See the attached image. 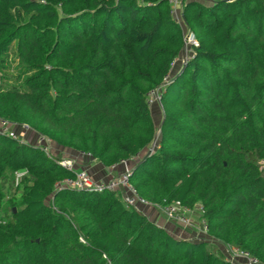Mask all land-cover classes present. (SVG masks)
Instances as JSON below:
<instances>
[{
    "label": "trees",
    "instance_id": "1",
    "mask_svg": "<svg viewBox=\"0 0 264 264\" xmlns=\"http://www.w3.org/2000/svg\"><path fill=\"white\" fill-rule=\"evenodd\" d=\"M183 18L197 46L171 77L184 38L169 0H0V121L105 167L127 160L141 198L200 205L214 242L264 264V0H189ZM60 159L0 133V180L32 179L0 219V264H233L117 192L58 189L75 175Z\"/></svg>",
    "mask_w": 264,
    "mask_h": 264
},
{
    "label": "rangeland",
    "instance_id": "2",
    "mask_svg": "<svg viewBox=\"0 0 264 264\" xmlns=\"http://www.w3.org/2000/svg\"><path fill=\"white\" fill-rule=\"evenodd\" d=\"M169 1H170V5L172 7V17L175 20V22L180 26L182 34H183V38H184V46H183L182 54L178 58L177 63H175L173 65V69H172V72L170 74L171 77H173L178 72V70L181 68V66L183 65L182 63L192 54L191 47L188 45L186 46V40H187V38H189V36H192L193 34L186 27V25L184 23V18H183V5H184V3L188 2L189 0H169ZM199 1L204 2L206 4L210 3L207 0H199ZM228 1H234V0H228ZM182 57H184V59L185 58L186 59L184 60V59H182ZM168 80H170V78H168ZM160 92H161V88H158V89L150 92L148 95V102H149V106H150L151 113H152V123H153V125L157 131L156 132V141H155V143L153 142V144H154L153 147H156L159 144L160 136H161L160 127H161L162 122L164 120L163 108H162V104H161V100H160ZM0 124H1V122H0ZM11 126H12L11 130L14 132V134L16 136L24 138V140H27L28 143L31 145H37L38 141L42 140L43 138H45V140H47V138L45 136L40 135L38 133L36 134L34 131H32V129H30L26 125H16V126L11 125ZM45 142H48V141H45ZM48 144H49L48 150L51 151V154L54 156H59L62 158V152L60 151L57 144L55 142H52V141L49 142ZM45 154L48 155L49 153L45 152ZM63 158H66V157H63ZM67 159H71V158H67ZM128 165L130 166L129 162H128ZM114 168H109V169L111 171H114ZM261 168L264 169V165H262ZM91 177L93 178V176H91ZM114 178H116V177H114ZM31 180L32 179H31L30 173L27 169L19 170V171L15 172L13 178L10 175L8 177L1 178L0 190L2 191V203H0V219H2V220L8 219L12 215V212H11L12 209H13V211L16 212L17 210H20L22 208L20 201L22 200L23 196L28 192V187L31 186V184H32ZM94 180H96V179H94ZM100 182H103V181H100ZM115 192L119 193V197L122 199L121 190H118ZM13 203L15 204L14 206L11 205ZM150 206H155V205H150ZM150 206L138 205L137 208H139V207H150ZM159 212L166 218V216L162 213L161 210H159ZM200 213H201L200 212V205H197L193 209H191L190 211L184 213V215H185L184 217H185L186 222L185 221L183 222L182 220H176V219H173V220L168 219V218H166V219L168 221L174 223L176 226H179L181 229H183L185 231L188 230L189 231L188 234H191L192 233L191 231H193L194 229H199L198 231H200L202 233V236H207V238H209V239H207V241H210V243H213V244L208 245V248H212L213 245L216 246L219 243L216 241H215L216 242L215 243L214 240L212 239V237L208 235L206 225H205L204 221L202 220V217L199 215ZM210 238H211L212 242H211ZM199 240L203 241L202 239H199ZM222 246L224 249H226L224 245H222ZM228 253L230 255H233V256L236 255L235 252H232L230 250L228 251Z\"/></svg>",
    "mask_w": 264,
    "mask_h": 264
},
{
    "label": "built area",
    "instance_id": "3",
    "mask_svg": "<svg viewBox=\"0 0 264 264\" xmlns=\"http://www.w3.org/2000/svg\"><path fill=\"white\" fill-rule=\"evenodd\" d=\"M208 2H214L215 0H207ZM197 46V41L195 40L194 36H189L186 40V46ZM184 59V57H182ZM186 59V58H185ZM184 59V60H185ZM178 58L174 60L172 65L177 63ZM166 81H168L166 79ZM0 133L4 135H9L13 138H18L21 140H24L22 137H18L14 134V132L11 130L12 124L6 121H0ZM44 139V140H43ZM42 140H39L37 145L40 146V148L48 152L49 157H54V155L51 154V151L49 149V142H51L50 139L43 138ZM48 141V142H45ZM84 155V154H83ZM86 156L90 157L89 154H85ZM58 163L63 168H66L67 170H71L75 173L73 178H64L58 183H56V187L58 189H74V190H93V191H111L115 192L118 190H121L122 192V200L128 207L137 208L138 205L143 206H150L153 205L149 203L147 200L141 198L139 196V193L137 192V189L135 186L131 183L130 177H131V167L128 165L127 160H123L120 164L125 166V171L118 177L113 178L109 182H100L94 180L91 175L84 169L76 170V164L73 159H67V158H61L58 160ZM114 166H111L110 168H114ZM162 213L166 216L168 219H176V220H182L183 222L185 220L184 213L190 211V209H187L184 207L181 202L179 201H171V202H165V204L161 206H157ZM234 251V250H233ZM236 254H238L240 257L245 258L248 261V264H259V261L255 258H251L248 256L247 253H241L234 251Z\"/></svg>",
    "mask_w": 264,
    "mask_h": 264
},
{
    "label": "crops",
    "instance_id": "4",
    "mask_svg": "<svg viewBox=\"0 0 264 264\" xmlns=\"http://www.w3.org/2000/svg\"><path fill=\"white\" fill-rule=\"evenodd\" d=\"M37 134V133H36ZM62 152V157L71 158L74 160L76 164V170L84 169L86 170L91 176H93L94 179L97 181H105L109 182L114 177L120 176L125 171V166L122 164H118L115 166L114 171H111L109 167H105L97 160L90 158L86 155H83L80 152L63 148L59 145H57ZM139 212H141L143 215H145L150 221L156 223L157 225L164 228L168 233L173 235L176 238H185L189 240H199L202 239L204 241H207V236H202V233L198 231L199 229H194L191 231V234H188V230L185 231L181 229L179 226H176L174 223L168 221L160 212L159 208L156 206H150V207H139L136 208ZM200 212H201V206H200ZM202 215V212L199 214ZM180 230V231H179ZM198 231V232H197ZM193 235V236H192ZM192 236V237H191ZM211 240V238H210ZM210 242V241H208ZM212 242V240H211ZM216 243V242H215ZM213 244V243H210ZM219 247H223L222 244H217ZM224 249V248H223ZM225 254L232 259L233 264H248V261L240 257L238 254L235 256L230 255L226 249ZM229 254V255H228Z\"/></svg>",
    "mask_w": 264,
    "mask_h": 264
},
{
    "label": "water",
    "instance_id": "5",
    "mask_svg": "<svg viewBox=\"0 0 264 264\" xmlns=\"http://www.w3.org/2000/svg\"><path fill=\"white\" fill-rule=\"evenodd\" d=\"M155 141H156V137H155L154 143H155ZM153 145H154V144H153ZM151 150H152V148H151Z\"/></svg>",
    "mask_w": 264,
    "mask_h": 264
}]
</instances>
